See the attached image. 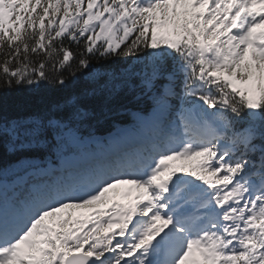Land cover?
<instances>
[{"label": "snow or ice", "instance_id": "snow-or-ice-1", "mask_svg": "<svg viewBox=\"0 0 264 264\" xmlns=\"http://www.w3.org/2000/svg\"><path fill=\"white\" fill-rule=\"evenodd\" d=\"M81 82L0 111V264H264V0H0V90Z\"/></svg>", "mask_w": 264, "mask_h": 264}, {"label": "trees", "instance_id": "trees-1", "mask_svg": "<svg viewBox=\"0 0 264 264\" xmlns=\"http://www.w3.org/2000/svg\"><path fill=\"white\" fill-rule=\"evenodd\" d=\"M81 85L69 86L65 89H58L52 84H42L38 91L32 92L29 89H4L0 90V111L5 118L24 116L37 112H44L52 104L63 100L73 92L79 91ZM42 98L43 103H37V99ZM131 120L130 117L125 122ZM123 122V123H125ZM119 123L112 124L100 122L93 126V131L97 137H104L107 132L115 128ZM19 154H9L8 150L0 145V167L14 163L19 159Z\"/></svg>", "mask_w": 264, "mask_h": 264}]
</instances>
